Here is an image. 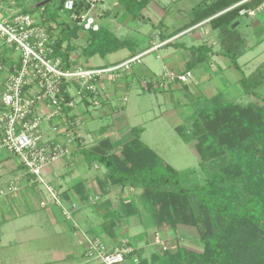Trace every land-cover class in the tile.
<instances>
[{"label": "trees", "instance_id": "obj_1", "mask_svg": "<svg viewBox=\"0 0 264 264\" xmlns=\"http://www.w3.org/2000/svg\"><path fill=\"white\" fill-rule=\"evenodd\" d=\"M28 1L13 0L22 9L20 12L35 14L41 10L44 23L56 25L59 32L56 56L63 58L65 67L79 64L72 59V53L77 49L75 42L80 34L87 36L82 54L89 58L105 57L118 47L127 46V40H120L105 27L86 31L79 24L90 10L83 0H74L71 11L64 7L68 0H60L53 7L51 0L37 9L29 7ZM242 1L205 0L193 10L184 29L206 22L218 31L221 53L242 73L240 85L249 99L243 102L221 93L206 98L194 108L188 127L176 128L185 143L194 142L205 175L204 184L189 179L192 172L181 173L167 166L142 141V128L132 129V139L120 150L106 139L83 152L88 164L106 169V181L112 187H132L141 192L143 204L158 231L174 232L179 226L196 228L204 245L202 253L177 247L173 252L157 253L151 260L140 258L137 264H264V98L258 93L264 87V64L249 76L243 73L239 59L245 53L244 41L232 28L241 18L242 9L257 8L264 0H250L226 11ZM118 3L137 20L142 18L149 0H118ZM62 11L69 14V20H60ZM147 51L135 52L133 57ZM63 91L70 100L66 86ZM74 189L83 194V202L89 201L83 183ZM126 207L125 216L136 214L131 206ZM119 219L116 214L107 225L110 231L114 232Z\"/></svg>", "mask_w": 264, "mask_h": 264}, {"label": "crops", "instance_id": "obj_2", "mask_svg": "<svg viewBox=\"0 0 264 264\" xmlns=\"http://www.w3.org/2000/svg\"><path fill=\"white\" fill-rule=\"evenodd\" d=\"M111 1L113 2L115 0H106L101 3L98 10L93 13L94 17L96 13L99 14V16H102L103 9L106 8V3H110ZM204 1H200L201 4L199 5H202ZM115 3H117L116 7L118 10L106 13L107 15L112 14L113 16L121 13L118 15L115 23H126L123 20L121 22L118 21L119 16L121 15H123L124 18H131L134 21L136 20L133 16L123 10L122 6L118 3V0H116ZM149 4L150 0L146 8ZM195 8L190 10L187 18L183 20L184 23L181 25L178 23V19L172 20V17L167 14V17L161 20L158 27H156V24L152 23L150 18H146L142 15V18L139 19V21H142L145 25H148L149 23L152 24L150 29H147L146 31L141 29L139 32L141 38L144 37L149 39V46L146 47L135 45L136 40L132 38L135 36V33H132V30L128 25L129 35L123 36L110 31L107 27L106 20L101 21L103 24L101 22L99 23L100 27L107 28L120 40H127V46H121L118 48H125L129 52H132V54L143 50L156 49L158 59L164 63V71H182L180 69L191 71L197 66L202 69L204 68L203 73L198 78L199 81L195 84H199V86L201 85V89L203 91L205 90V92H212L214 89L216 90L217 88H220L218 79L219 77L226 76L231 83V86L229 87L231 91L230 94L234 95V97L229 98L221 91L210 97L221 93L229 99L243 101L242 97L245 96L240 85L242 73L237 71L232 66L231 62L222 55V47L219 41L218 31L213 30L209 23L205 24L206 22L184 30L185 26L190 22L192 12ZM240 19L237 20L232 28L237 30L244 41L242 44V50L245 52L243 55L245 56L249 51L253 50V48H256L261 40L256 45L250 46L251 35L239 32ZM245 19L247 21L251 18ZM60 20L67 21L69 19L63 20L61 18ZM165 21H167L168 24H164ZM253 21L256 23V29L264 28V24L260 22V19L253 18ZM157 30H159L158 34ZM154 35H156L159 41L154 39ZM82 36H85L87 39L85 34H80V38L75 42L77 49L72 53L73 60L79 61L81 60L79 57L81 58L84 55L82 54L84 48H81V54L74 58V54L79 49L78 45L82 41ZM262 54H264V50L256 55L257 58H260V55ZM133 56L134 55H131L130 58ZM125 61L126 60H124V62ZM145 64L143 63L141 66H138V74L141 75V73H143L142 75H146L148 78L157 76L155 73V64ZM262 64H264V60L258 68ZM243 65H241L242 71L244 67ZM254 72L255 71L251 72L247 76ZM243 73L245 74L244 71ZM3 83L4 81L0 83V92L3 91ZM177 83L178 81L169 83L163 92L175 93L184 91V89L186 90L187 86L182 88L181 85ZM130 85L131 84L128 82L119 81V79L112 80L105 77L102 84L103 102L100 107L94 108L90 103H87V100L80 101L79 98L76 97V107L67 112L64 118L56 120L55 124L54 122L45 123L43 126L45 138L48 141L65 145L69 147L71 152L68 157L63 158L58 164L48 168L44 173L47 183L60 195L67 206L73 208L74 221L77 225V227H74L73 224L66 221L61 214V219L60 221H57L58 225L56 228L59 226V223H68L73 233L68 234L64 229H53L52 235L55 238L54 240L56 243L59 241L64 242V240L68 239V235H70L69 238H71L72 241L74 240L75 242V239H77L78 242L83 245L85 236H90L104 240L109 247L115 246L122 240H127L129 244L133 246L135 252L132 257L127 259L123 264H137L140 258L151 260L155 254L161 253L162 249L156 244V235L160 234L162 240L165 243H168L169 238L172 236L171 234H174L171 232H160L157 228L150 227L153 223L151 222L149 212L141 199V192L132 187H112L106 181V169L98 164H88L83 154L84 151L91 150L101 141L106 139L110 140L117 150H120L123 144L132 139L131 130L134 128L127 129V125L122 121L123 116L120 114V111H123V108L121 107V109H119V107L114 104L115 99L122 95ZM195 89L197 88H188L187 93L190 94L191 92L196 96L195 94L197 93H195ZM68 93L73 96L75 91L71 88L68 90ZM258 93L264 98V87L260 88ZM173 96L174 95H171V97L167 96L166 98L173 100ZM45 111L46 107L41 105L34 113L36 115L43 114ZM116 114H119L120 117L116 116ZM114 115L116 118H114L112 122L113 124L111 123L114 131L110 133L109 131L111 128L107 125L100 124L99 122L105 117H111ZM89 123L92 124L91 128L89 127ZM54 126L59 128V133L52 131V127ZM10 156L11 154L0 149V221L6 223H10L24 215V213L27 212L26 208H29L28 204L32 203V192L34 194L38 192L36 184L33 183V177L30 175L28 176L27 173L23 176L15 175L14 179H11L12 181H3L5 174L11 172L8 167V159ZM79 183H83L85 186V190L89 196L88 202H83L81 199L83 194L76 192L74 189ZM11 187H16L17 191H11ZM38 195H40V198H43L41 195L46 194L40 192ZM126 205L135 209L136 214L128 217L125 216L124 211L127 210ZM116 214H119L120 219L113 232L110 231L111 228L107 225H109V223L115 218ZM147 228H153V233L151 235L147 234ZM150 238L153 239L152 242ZM54 254V256L58 258L56 261L61 262L60 258L63 257L64 251L55 250ZM83 257L85 258L84 253ZM128 261L131 263H127ZM77 264H89V262ZM99 264L101 263L99 262Z\"/></svg>", "mask_w": 264, "mask_h": 264}, {"label": "rangeland", "instance_id": "obj_3", "mask_svg": "<svg viewBox=\"0 0 264 264\" xmlns=\"http://www.w3.org/2000/svg\"><path fill=\"white\" fill-rule=\"evenodd\" d=\"M59 1L60 0H53L51 6H58ZM200 1L204 0H150L149 6L142 12V15L146 18H150L152 23L156 24V27H158L161 20L167 17V14L172 17V20L178 19V23L181 25L184 23L183 20L187 18L190 10L201 4ZM115 2L116 0L106 3V8L103 9L102 16H99L97 13L95 14L97 24L100 26L99 22L106 20L107 27L110 31L123 36L129 35L130 28L132 33H135V36L132 37L136 40L135 45L139 47L149 46V39L143 36V38H141L139 32L141 29L145 31L150 29L152 24L149 23L145 25L142 21H139V19L134 21L131 18H124L123 15L119 16L118 21L121 22L123 20L126 23H115V20L121 13L116 14V16L106 14L107 12L111 13L113 10H118L116 7L117 3ZM40 4L41 3H37L34 0H30L27 3L29 7L35 9L39 8ZM21 10V8L14 5L13 0H0V12L2 13L0 18L4 16L8 17L12 12ZM35 15L37 18H42V11L36 12ZM60 17L63 20H67L69 19V14L62 11L60 12ZM245 18L246 17H241L240 19L239 32L251 35L250 46L256 45L261 40L256 48H253V50L249 51L239 60L241 65L244 64L243 71L248 75L255 71L264 60V54L260 55V58L256 56L264 50V28H257L259 29L257 30L256 23L253 19L246 21ZM256 18L260 19V22L264 24V14H259ZM164 24H168V22L165 21ZM158 32L159 30H157V34ZM58 33V29H56V34ZM153 37L159 41L156 35ZM85 41V36H82V41L78 45L79 49L74 54V58L81 54V48H84L86 45ZM131 55H133L132 52H129L127 49L117 48L105 57L96 55L89 58L85 54L83 57H79V59H81L79 63L92 69H106L121 65L124 60H130ZM143 63L155 64V73L157 76L148 78L146 75H142L143 73L139 75L137 71L139 68L138 66H141ZM163 67L164 63L158 59L156 49H151L143 53L140 63H133L131 65L130 71L127 72L125 69L117 71L119 81L128 82L131 85L122 95L115 99L114 104L117 105L119 109H121V107L123 108L120 114L123 116L122 121L127 125L126 127L128 130L136 127L144 129L142 141L153 149L167 166L181 173L192 172L190 173L189 179L204 184L205 175L200 167L201 160L195 149V144L194 142L190 144L185 143L176 131V128L179 126L188 127L194 113V108L211 95L221 91L229 98L234 97V95L230 94V80L226 76L219 77L218 82L220 88L214 89L212 92H205V90L203 91L201 89V85L195 84L199 81L198 78L203 73L204 69L197 66L190 71L192 77L189 78L188 82L177 83L181 85L182 88L187 86L186 90L184 89V91L175 93H165L163 92V88L151 92L147 91L144 83L147 82L151 85L152 80H158L164 73ZM180 70L182 71L176 73L183 74L185 72L184 69ZM5 77L6 72H1L0 83L5 80ZM192 87L197 88L194 90L196 91L195 93H197L195 94L196 96L191 92L190 94L187 93V89H192ZM171 95H174L173 100L166 98L167 96L171 97ZM242 98L243 102L248 101L247 97ZM116 116L120 117L119 114H116ZM116 116L105 117L99 123L111 128L109 131L111 133L114 131L112 122ZM91 125L92 124L89 123L90 128L92 127ZM8 160V167L11 172L5 174L3 181H12L15 175H26V170L20 165L19 160L15 156L11 155ZM36 187L38 192L35 194L32 192V203L28 204L29 208H26L27 212H25L24 215L10 223L0 221V264H77L82 262L99 264L98 261H93L86 257L84 258V244L82 245L79 243L77 239H75V242L74 240L72 241V239L69 238L70 235H68V239L64 240V242L59 241L56 243L52 235L53 229H64L68 234H72L73 231L68 223H59V226L56 228L58 225L57 221H60L62 213L60 209L53 204L51 196L46 192L44 187L38 184H36ZM40 192L46 195H41L43 198H40V195H38ZM42 200L48 203L46 208L39 207ZM150 227L155 228L153 225ZM153 228H147L148 235L153 233ZM171 233L174 234H171L172 236L169 238L168 243H165L167 249H161V252H173L177 247H184L198 253L204 251V245L196 228L179 226L176 231ZM150 239L152 242L153 239ZM55 250L64 251L63 257L60 258L61 262L56 261L58 258L54 256ZM127 263L131 262L128 261Z\"/></svg>", "mask_w": 264, "mask_h": 264}, {"label": "built area", "instance_id": "obj_4", "mask_svg": "<svg viewBox=\"0 0 264 264\" xmlns=\"http://www.w3.org/2000/svg\"><path fill=\"white\" fill-rule=\"evenodd\" d=\"M83 1L90 6V10L82 16L79 24L86 31H98L100 26L93 13L106 0ZM248 1L250 0L239 2L226 11ZM64 7L71 11L74 0L66 1ZM259 14H264V2L257 8L242 9L239 12L240 17L251 19ZM73 19H77V16ZM56 29L54 23L46 24L35 14L20 11L0 18V73L6 72L3 91L0 92V149L19 160L27 174L33 177V183L44 187L51 196L63 218L77 227L73 208L65 204L44 176L48 168L70 155V149L48 141L43 126L45 123L55 124L56 120L64 118L67 110L71 111L76 107V97L80 101L87 100L94 108L100 107L105 77L117 80V71H130L133 63L141 62L143 54L106 69H92L81 63L65 67L63 58L56 56ZM191 77V72L177 74L165 70L158 80H152L151 85L145 82L144 86L147 91L150 88L165 90L169 83H186ZM64 86L67 87V92L71 88L75 91L73 96L70 95V100L65 97ZM41 105L46 107V111L36 115L34 112ZM52 131L60 132L57 126L52 127ZM10 190L17 191V188L11 187ZM39 205L40 208H46L48 203L42 200ZM156 244L163 250L167 249L160 234L156 235ZM84 247L85 257L98 260L101 264H123L135 252L127 240L109 247L100 238L90 236H85Z\"/></svg>", "mask_w": 264, "mask_h": 264}, {"label": "water", "instance_id": "obj_5", "mask_svg": "<svg viewBox=\"0 0 264 264\" xmlns=\"http://www.w3.org/2000/svg\"><path fill=\"white\" fill-rule=\"evenodd\" d=\"M49 1H51V0H46V1L42 2V3L39 5V8L42 7V6H44L45 4H47Z\"/></svg>", "mask_w": 264, "mask_h": 264}]
</instances>
